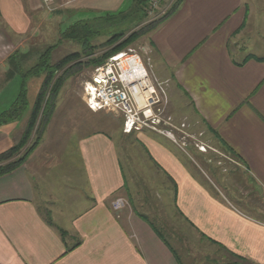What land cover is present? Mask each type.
<instances>
[{
  "label": "crops",
  "instance_id": "crops-1",
  "mask_svg": "<svg viewBox=\"0 0 264 264\" xmlns=\"http://www.w3.org/2000/svg\"><path fill=\"white\" fill-rule=\"evenodd\" d=\"M124 2L88 0L78 9L109 12ZM23 11L0 10V19L22 26ZM257 11L244 0H182L150 39L159 54L153 76L174 137L150 129L127 133L123 122L115 135L100 123L72 119L64 139L79 166L63 170L72 183L51 182L45 190L43 177L34 180L28 170L53 165L48 153L33 157L51 139L55 107L39 146L0 176V264H185L202 251L212 259L222 254L224 262L235 253L264 264V34H255L264 33V15ZM82 105L92 115L101 112ZM22 114L1 123L0 153L21 139L30 116ZM203 144L233 154L247 185L237 189L235 170L223 177L218 166H199L186 147L202 155ZM149 185L173 206L170 217L137 209ZM123 192L130 207L116 212L112 201Z\"/></svg>",
  "mask_w": 264,
  "mask_h": 264
},
{
  "label": "rangeland",
  "instance_id": "rangeland-1",
  "mask_svg": "<svg viewBox=\"0 0 264 264\" xmlns=\"http://www.w3.org/2000/svg\"><path fill=\"white\" fill-rule=\"evenodd\" d=\"M84 1L86 2L88 0H0V10H24L22 26H5L4 22L0 19V113L5 111L8 107H10V105H12L13 102L17 100L22 89V73L18 72L13 77H10V70H16L19 67H22L23 69L31 68L39 61L40 54L50 46H54L50 55L51 64H55L67 55L75 53L79 54L78 58H81L80 60L86 62L105 55L108 50L134 35L130 44L112 55L130 51L139 53L147 66L153 81L158 83L157 78L153 76V70L158 64L159 54L157 51L152 49V43L150 41L151 34L154 27L176 8V0H161L158 7L155 8V13L149 12V10L152 9V4L150 5V2L148 3V1H146V4H148L147 9H143L142 5L140 3H136L135 0H125L120 10L109 12L117 14L120 11H125L129 15L125 19H121L120 17L116 18L114 21L115 23L113 22V24H110L103 19H93L95 16L105 14L107 11L102 12L101 10H92L90 8L88 10H79L78 6ZM244 1L249 2L250 8L254 7V10H258L257 14L264 15V0ZM18 2L23 4V9L17 8L16 3L18 4ZM164 8L167 10L165 14L161 15L157 13V10H163ZM142 10H147V14L141 17ZM82 19H89L88 22L91 27V35L89 37L91 47H88L87 49H84L79 41L61 39L62 32L66 30L70 24ZM255 34L262 35L264 33L262 30H257ZM115 35L121 36L115 43L106 44L110 38ZM257 47H260V41L257 43ZM261 51V53L264 54V48H262ZM110 56H108L106 60ZM95 67L92 66V64H88L82 70L76 71L74 74L65 79L60 90L56 93V113L54 125L50 131L51 139H49L46 145H44V147H42V149L33 157V159H36L38 156L41 158L44 155L47 156L46 153H48L53 157V165L46 167L45 171L39 170V173H36L34 168H30L28 170L29 174L34 175L32 176L34 180H38L43 177V180L41 179V183L43 181L44 185H48L51 182L57 186L72 183L65 177H62L64 173L63 170H67L69 166H72V172L75 166H79L77 161L78 155L75 153L74 148L73 150L67 148V144L64 139V137H66L64 135L67 134L66 128L70 126L72 119H78L82 122L89 120L93 127H97V123H100L99 127L102 129L115 135H118L119 133L120 128L117 125L124 121V117L121 114L117 115L115 112L101 110V112L98 111V115H92L86 112L83 108L82 103H85L87 108L90 110L84 99V85L92 76ZM62 71L63 70H60L56 76H59ZM45 75L46 72L43 70L40 75H33L26 80L28 103L25 105L22 112L23 114L25 113L26 116L30 115L27 110L33 108L34 104L32 103L36 100ZM162 77L166 76L163 75ZM50 92L51 91L48 89L46 94L47 97L50 95ZM52 115L54 114L52 113L51 116ZM14 118L15 117H10L6 120L11 121ZM7 121H4L3 123ZM39 122L40 121H38L37 126ZM47 124L48 122L46 123L44 130ZM86 128L87 130L89 129L88 127ZM182 136L183 134L179 135V139H181ZM32 137H36L34 133ZM18 142L19 141H15L14 145ZM192 145V147L196 146L194 143H192ZM203 145L205 149H200L201 151H204V154L202 155L197 154L191 149V147H186L188 152L196 158L199 166H218V169L222 174L221 176L223 177L229 175L232 170H235L234 182L238 187L236 188L238 190L241 189L239 188L240 184L247 185V179H244V173L239 168V161L233 154L226 151L222 145L215 149L209 147L207 144ZM137 154L140 159L145 157V154L142 151H138ZM186 158L191 160L187 156ZM123 159V164L127 170L129 169V166L132 165L126 157ZM43 160L46 161L47 159L43 158ZM3 163H7V161H4ZM147 163L149 164L148 160ZM140 167L145 168L147 166L144 162H141ZM137 171L139 172V170ZM127 173L128 175L130 174L128 170ZM146 173L148 174V172ZM73 177H76V175ZM219 182H221V184L224 183V181L222 182V179H220ZM131 185L129 187L132 190L133 186ZM157 185H159V183ZM49 188L50 187L48 185V188H45V190ZM137 190L139 189L137 188ZM140 196L143 204L142 206H137V209L142 213H156V215L170 217L169 215H172L175 211L171 204L164 203L163 191L160 190L159 186H144ZM117 197L125 198L127 201L125 208L130 207L129 199L124 192L122 195ZM183 226L184 228H188L186 223H184ZM198 243V246L202 251V249L206 247V243L202 240ZM221 255L222 254H218L217 258L212 259L210 257V259L205 257L202 251L200 252V255L196 256L193 260L185 258L184 263L223 264L224 261L221 260Z\"/></svg>",
  "mask_w": 264,
  "mask_h": 264
},
{
  "label": "trees",
  "instance_id": "trees-1",
  "mask_svg": "<svg viewBox=\"0 0 264 264\" xmlns=\"http://www.w3.org/2000/svg\"><path fill=\"white\" fill-rule=\"evenodd\" d=\"M136 3H140L143 9H147L146 1L148 3L151 0H135ZM182 0H176V6ZM175 6V5H174ZM147 10H142V16H145ZM129 14L125 11H120L117 14L105 12V14H101L95 16L93 19H103L104 21L113 24L116 18L120 17L121 19H125ZM140 16V15H139ZM89 19H82L77 20L70 24L69 27L66 28L62 32L61 39H72L79 41L84 49L91 47L90 42V35H91V27L90 23L88 22ZM115 23V22H114ZM121 35H115L110 38V40L106 44H113L115 43ZM134 35L124 40L122 43L117 44L115 47L111 48L106 52L105 55H102L98 58H94L93 60H89L83 62L78 58L79 54H70L67 55L65 58L61 59L59 62L55 64L50 63V55L51 51L54 46L48 47L44 50L40 56L39 61L29 69H23L19 67L18 69L10 70V77H13L16 73L21 72L23 76L22 80V89L20 96L17 98L15 102L8 108L7 110L0 113V124L4 121H7V118L15 117L17 115H21L25 105L27 102V89H26V80L33 76V75H40L41 71H45L46 75L41 85V89L36 97L34 102V106L32 108L29 121L23 135L18 143L13 145L10 149L6 150L5 152L0 153V176H3L7 173L12 172L17 167L21 166L30 155L35 151V149L39 146L42 133L44 131V127L48 122L51 114L54 112L56 107L55 96L56 93L60 90L63 82L67 77L74 74L76 71H80L88 64H92V66H96L95 69L102 65L106 58L114 53L119 52L123 47L127 46L133 40ZM91 55V54H87ZM60 70H63L59 76H56ZM48 89L51 91L50 95L47 97ZM39 122L38 126L37 123ZM33 133L36 137H32ZM15 156V157H14ZM12 158V159H11ZM11 159V160H10ZM9 160V161H8ZM7 161V163H3ZM47 220L52 223L51 218L48 216ZM156 228V226H155ZM61 234L64 236L65 231L60 230ZM161 236L163 234L159 231ZM164 238V236H163ZM232 257L230 260L224 262L223 264H256L249 262L244 257L237 255L235 253H231Z\"/></svg>",
  "mask_w": 264,
  "mask_h": 264
},
{
  "label": "built area",
  "instance_id": "built-area-1",
  "mask_svg": "<svg viewBox=\"0 0 264 264\" xmlns=\"http://www.w3.org/2000/svg\"><path fill=\"white\" fill-rule=\"evenodd\" d=\"M160 2L151 0L149 12L155 13ZM166 12L165 8L157 10L161 15ZM84 99L93 111L121 114L124 132L150 129L174 137L170 129L174 125L164 116L165 93L153 81L141 55L135 51L112 55L98 66L84 85ZM200 147L205 149L204 145ZM111 205L119 212L127 201L116 197Z\"/></svg>",
  "mask_w": 264,
  "mask_h": 264
}]
</instances>
